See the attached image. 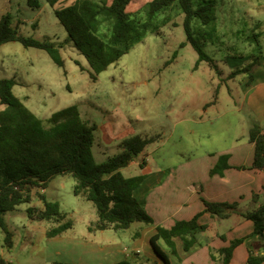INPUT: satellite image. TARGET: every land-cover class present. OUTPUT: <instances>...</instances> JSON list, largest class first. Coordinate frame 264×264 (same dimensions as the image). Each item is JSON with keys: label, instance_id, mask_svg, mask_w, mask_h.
Here are the masks:
<instances>
[{"label": "rangeland", "instance_id": "obj_1", "mask_svg": "<svg viewBox=\"0 0 264 264\" xmlns=\"http://www.w3.org/2000/svg\"><path fill=\"white\" fill-rule=\"evenodd\" d=\"M40 1L41 7L33 9L27 0H0V20L11 15L12 25L22 34L50 39L60 46L67 31L56 17L55 8ZM73 1L59 0L55 7ZM148 1L133 0L128 11H138ZM204 1H211L215 12L214 22L205 27V50L218 64L222 76L205 61L194 69L197 51L191 44L180 48L186 40L184 14L169 9L157 19L159 34L149 31L119 61L102 71L95 82L87 69L82 70L89 68L87 59L72 44L60 48L66 63L63 68L46 51L25 47L18 41L0 46V79L14 78L15 95L42 119L77 105L83 119L96 126L92 152L99 163L117 155L124 139L161 134L159 141L148 145L135 159H147L150 169L196 162L205 168L198 171V178L203 174L205 178L212 176L206 169L214 156L247 145L253 125L264 127V85L250 90L254 79L248 71L226 79L234 70L249 67L257 60L254 72L261 65L259 77L264 72V0H193L196 6ZM168 15L171 19L165 24L162 21ZM103 31L108 29L103 27ZM176 50L178 55L172 59ZM254 97L257 101L252 100ZM208 103L211 104L206 107ZM3 108L0 103V110ZM121 172L126 177L143 173L136 164ZM75 182L70 174L59 175L46 190L34 191L31 203L43 207L39 193L57 201L67 220L73 222L67 235L48 237L46 229L55 224L31 220L25 212L27 204H23L5 215L13 233V247L5 244V232L0 227V257L13 264H84L87 258L80 254L81 244L72 238L89 234L87 226L95 219L96 208L91 201L74 194ZM124 232L111 229L105 236H123ZM91 238L104 239L102 235ZM128 259L141 264L137 258ZM146 264L155 262L149 260Z\"/></svg>", "mask_w": 264, "mask_h": 264}, {"label": "trees", "instance_id": "obj_2", "mask_svg": "<svg viewBox=\"0 0 264 264\" xmlns=\"http://www.w3.org/2000/svg\"><path fill=\"white\" fill-rule=\"evenodd\" d=\"M55 8V15L67 31V38L60 46L50 39H38L22 34L12 25V16L4 15L0 20V46L18 41L25 47H36L46 51L53 61L65 68V59L60 48L72 44L88 61L87 69L91 81L111 64L119 61L131 47L141 41L149 31L158 33L157 19L169 9L184 14L183 27L186 40L180 48L191 44L197 51L198 59L194 69L207 62L217 75L222 76L218 64L205 50L208 32L205 27L215 20L211 1L196 6L193 0H150L140 10L129 12L133 0H75L71 4L57 8L59 0H45ZM33 9L41 7L40 0H27ZM171 16L164 17L168 23ZM36 26V25H35ZM106 27L108 31H103ZM215 28V27H214ZM178 50L173 54L176 58ZM168 60L166 63L172 62ZM255 61L249 67L234 70L226 79L242 72L253 70ZM17 84L14 78L0 79V227L5 232V244L13 247V233L9 230L5 215L27 204L25 212L31 220L48 221L55 226L47 230L48 237H55L73 227L57 201L48 200L45 193H39L43 207L32 205L33 193L37 189H47L50 182L59 175L70 174L75 179L74 194L91 201L96 208V217L91 221L90 232L114 229L125 230L134 223L154 224L153 217L136 196V190L143 176L126 177L121 170L139 156L145 148L161 139V134L134 135L124 139L121 151L103 163L96 161L92 147L95 141V125H89L82 117L77 105L55 111L47 119L38 117L14 93ZM215 102V101H214ZM212 103V102H211ZM211 103H208V107ZM249 141L255 144L253 169H264V127L255 124L249 131ZM229 154H221L211 174H224L229 168ZM264 189V187H263ZM263 193L255 192L252 206L242 208L240 202H216L203 198L205 210L218 219H227L239 214L254 223V234L264 239V201L259 203ZM263 196V195H262ZM253 206V204H257ZM200 213L187 220H177L166 228L157 227L151 242L157 254L170 264L168 255L157 244L162 240L172 254L179 257L176 239L183 241L184 249L190 250L198 242L199 234L208 225L199 224ZM244 238L232 240L227 247L217 250L220 258L216 264H230L235 248ZM261 244L255 243L249 252L247 264H263L264 253ZM213 258L216 255L213 253ZM0 264H13L0 257ZM113 264H133L122 260Z\"/></svg>", "mask_w": 264, "mask_h": 264}, {"label": "crops", "instance_id": "obj_3", "mask_svg": "<svg viewBox=\"0 0 264 264\" xmlns=\"http://www.w3.org/2000/svg\"><path fill=\"white\" fill-rule=\"evenodd\" d=\"M261 66L255 71L254 84L250 90H257L259 84L264 85V72L261 77L258 74ZM252 100L257 101V98L254 97ZM143 153L144 151L141 154ZM254 153L255 144L250 141L242 147L236 146L230 151L218 153L211 159L206 170L211 172L221 154H229L230 167L223 175L215 173L206 178L204 174L200 178L197 177L198 171L205 168L199 167V163L196 162H186L184 167L180 164L170 169L165 167L150 169L147 159L143 158L142 161L134 159L130 165L136 164L143 171L138 175L143 176V181L136 190V196L153 217L154 224L137 222L125 229L123 236L116 233L114 237L105 236L111 229L90 232L87 226L88 235L78 239L72 238L75 243L81 244L80 254L87 258H82L83 263L113 264L128 258H137L141 264H146L149 260H153L155 264H166L151 242L157 233V227L170 228L177 220L191 219L200 213L199 224L208 225V228L199 234L198 242L190 250H185L183 241L177 238L178 257L171 253L162 240L157 241L160 249L168 255L170 264H216L220 258L217 250L229 246L232 240L241 238H244V241L235 248L230 264H247L249 252L255 243L262 245L260 252L264 253V239L261 240L254 234V223L239 214H233L227 219H218L205 210L203 198L216 202L237 201L243 209L251 207L253 193L264 192V169L252 168ZM262 195L259 203L264 201V194ZM68 230L64 231L61 237L67 235ZM97 235H102L104 239L97 241L95 238L90 239ZM213 253L216 259L213 258Z\"/></svg>", "mask_w": 264, "mask_h": 264}]
</instances>
